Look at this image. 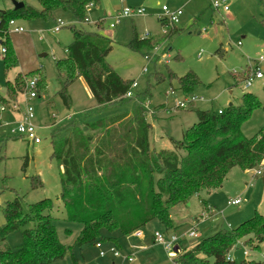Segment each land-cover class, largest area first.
Masks as SVG:
<instances>
[{
    "label": "rangeland",
    "instance_id": "obj_1",
    "mask_svg": "<svg viewBox=\"0 0 264 264\" xmlns=\"http://www.w3.org/2000/svg\"><path fill=\"white\" fill-rule=\"evenodd\" d=\"M16 1L40 10L37 0ZM225 1L229 4L228 11L213 8L214 0H98L96 4L89 5L83 22H79L68 9L57 10L53 19L15 18L24 32L10 33L7 30L2 33L3 38H10L17 64L8 69L5 67L4 47L0 45V99L8 97V81L12 83L19 73L27 74L39 68L45 77L46 88L30 101L34 109L32 123L42 139L41 143L34 144L13 132L23 120L26 105L23 96L18 98L19 110L7 108L1 112L0 186L6 185L8 190L0 196V228L5 223V204L17 194L24 198L25 210L28 204L47 198L54 204L51 214L55 218L59 239L69 250L64 258L52 264H175V254H170L154 241V232H166L157 221L138 229L141 236L134 232L125 235L120 230L113 233L103 230L102 235L112 239L102 241V248L95 243H76L82 225L67 219L61 194L62 167L52 156L53 146L67 136L72 122L83 124L85 113V120L91 123L132 112L141 103L148 109L146 118L152 125L149 136L151 149H172V139H182L186 128L198 121L197 110L220 111L229 103L239 105L243 94L248 92L264 103V77L253 80L249 88L244 87L246 79L256 69V60L264 55V0ZM164 5L170 12L182 11L175 24L178 30L171 36L166 35L168 28L159 20L164 15ZM125 7L144 9V14L123 17L111 28L112 19ZM0 12L20 15L25 11H15L13 0H0ZM100 19H105L101 22L104 26L101 32L111 39L113 46L107 61L122 78L130 83L136 82L137 86L131 88V98L101 107L84 79L79 77L67 88L68 107L60 95L64 80L58 72L57 62L66 57V50L74 40L72 26L95 32ZM60 22L65 26L53 31ZM135 35L150 38L153 47L140 51L132 49L129 44ZM261 65L264 75V62ZM188 72L194 73L200 84L194 91L184 93L178 89L176 77ZM33 78H38V74H32L26 81ZM191 96L200 100L184 108L176 107L178 102ZM263 126L264 111L258 108L243 122L241 130L250 137ZM258 169L260 174H256ZM36 176L42 181V186L34 187L37 185ZM202 198L212 207L210 211L202 205ZM235 198H240L241 203L230 205L228 201ZM257 212L264 214V162L251 170L234 167L221 187L203 191L200 197L195 195L188 203L174 207L171 210L174 228L167 232L175 233L184 247H190L221 227H239ZM193 227L197 237L191 238L187 233ZM251 237L249 235L245 240ZM23 242L22 230L10 232L5 240L0 236V245L16 248ZM251 246L240 243L231 251V256L238 263L262 260L264 242L259 249ZM101 249L104 256L100 255ZM112 250L119 251L122 256L114 257ZM245 250L248 255L244 254ZM125 256H132L133 261L129 262Z\"/></svg>",
    "mask_w": 264,
    "mask_h": 264
},
{
    "label": "trees",
    "instance_id": "obj_2",
    "mask_svg": "<svg viewBox=\"0 0 264 264\" xmlns=\"http://www.w3.org/2000/svg\"><path fill=\"white\" fill-rule=\"evenodd\" d=\"M40 10L26 5L15 11L20 15L0 12V45L4 65L8 69L17 64L10 38L3 34L10 19L42 17L53 19L59 9L71 10L79 22L86 21L90 4L98 0H37ZM162 25H167L161 17ZM100 19L95 32H87L72 26L74 40L66 50V57L57 62V69L64 82L60 95L70 106L67 88L82 77L96 103L101 107L118 104L127 98L131 88L107 61L112 41L101 32ZM264 25V19H263ZM65 26V25H64ZM178 29L170 27L167 36ZM129 46L140 51L153 47L150 38L134 36ZM38 74V95L46 88L41 68L19 73L14 82L7 84V98L0 99L1 106H10L26 88V79ZM178 89L184 93L194 91L200 84L192 72L176 77ZM263 108L253 93H244L239 105H228L221 112L211 109L197 110L198 121L186 128L180 140L172 139V149L153 151L150 146L151 123L146 116L148 109L138 103L132 112L120 113L94 122H72L68 134L54 143L53 158L62 167L61 194L69 221L82 225L76 243L79 245L110 240L103 230L113 233L120 230L131 234L157 221L166 232L174 228L171 210L186 204L201 192H210L222 186L228 173L234 168L251 170L264 162V126L253 136H246L241 126L255 109ZM42 186L38 176L34 178ZM6 183V178L4 179ZM8 190L0 186V196ZM201 203L207 211L211 206L205 199ZM19 194L4 207L5 223L0 236L5 240L14 230H22L24 242L16 248L0 245V264H52L64 258L68 248L59 239L55 218L51 211V199L28 204ZM252 235L249 240L245 237ZM251 239V240H250ZM256 241L255 243H249ZM264 242V214L257 212L237 228L221 227L212 235L184 247L180 240L175 259L178 264H264L262 260H229L231 251L242 243L259 249ZM200 255H203L200 257ZM77 264V263H74Z\"/></svg>",
    "mask_w": 264,
    "mask_h": 264
},
{
    "label": "built area",
    "instance_id": "obj_3",
    "mask_svg": "<svg viewBox=\"0 0 264 264\" xmlns=\"http://www.w3.org/2000/svg\"><path fill=\"white\" fill-rule=\"evenodd\" d=\"M120 2H124V0H120ZM212 6L215 9H223L224 11L229 10V4H227V2L225 0H214ZM162 11L164 12L163 18H165L167 21L166 26L168 29L165 31V33H167L169 28L174 26L178 22L179 16L182 14V11L177 10V11L170 12L168 7L165 5L162 7ZM142 14H144V9L125 7V8H123V10L120 12L119 15L115 16L112 19V21L109 25L111 28H114L117 24L120 23V21L123 17L142 15ZM64 25L65 24L63 22H60L59 25L53 29V31H59L60 28ZM8 31L10 33L11 32L22 33V32H24V28H23V26H21L20 24L17 23L16 19H10L9 23H8ZM4 51H5V48H2V52H4ZM145 57L147 59L150 58L148 56H145ZM263 62H264V55H260L259 58L256 60L255 71L245 81V86H244L245 88H249L250 86H252L253 80L261 79L264 77L263 71H262L263 67L261 65ZM136 86H137L136 82H133L131 84V88L136 87ZM131 88L126 93L127 97L132 96ZM21 95L24 97L25 102H26L25 111L23 114V120L21 122H19L17 128L13 129V132L21 135L22 137H25L26 140H29L34 144H39L42 142V139H41L40 135H38L36 126L32 123V120L34 119V109L30 103L31 100H34L36 97H38V88H37L36 78L30 79L27 81L26 88ZM197 100H200V98H198L197 96H191L189 98L184 99L183 101L178 102L176 107L184 108V107H186L187 104L194 103ZM7 108H11L13 110H19L20 104L18 103V99L12 101L9 107H7L6 105H2L1 111L6 110ZM219 112H221V110ZM260 173H261V170L258 169L256 171V174H260ZM228 203L230 205H238L241 203V199L240 198L231 199L228 201ZM134 234L137 236H141L142 232L137 230L134 232ZM187 235H188V237H191V238L197 237L196 229L194 227L191 228L189 230V232L187 233ZM153 237H154V241L161 244L167 252H169L170 254H175V256H176L177 253L174 251V247L176 245L180 246V240H181V238L178 235H176L175 233L156 231V232H154ZM95 245L98 248H102V242H98ZM112 251H113L114 257L122 256V254L119 251H117V250H112ZM244 254L248 255V251L245 250ZM100 255L101 256L105 255V252L102 249L100 251ZM126 257H127L129 262L133 261L132 256H125L124 258H126ZM227 259L233 260V257L231 255H229L227 257ZM175 264H178L177 260H175Z\"/></svg>",
    "mask_w": 264,
    "mask_h": 264
},
{
    "label": "water",
    "instance_id": "obj_4",
    "mask_svg": "<svg viewBox=\"0 0 264 264\" xmlns=\"http://www.w3.org/2000/svg\"><path fill=\"white\" fill-rule=\"evenodd\" d=\"M13 4H14V9L17 10V9H21L25 6V4L21 1H16V0H13ZM232 103H230L229 105H231ZM174 251L177 253L179 251V245H176L174 247Z\"/></svg>",
    "mask_w": 264,
    "mask_h": 264
},
{
    "label": "crops",
    "instance_id": "obj_5",
    "mask_svg": "<svg viewBox=\"0 0 264 264\" xmlns=\"http://www.w3.org/2000/svg\"><path fill=\"white\" fill-rule=\"evenodd\" d=\"M20 96H22V95L20 94V95L18 96V98H19ZM18 98H17V99H18ZM229 104H230V103H229Z\"/></svg>",
    "mask_w": 264,
    "mask_h": 264
}]
</instances>
